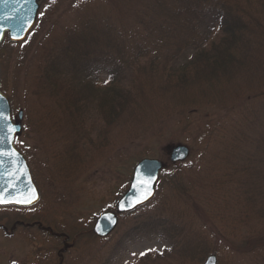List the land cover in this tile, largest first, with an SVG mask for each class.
<instances>
[{
    "label": "rangeland",
    "instance_id": "obj_1",
    "mask_svg": "<svg viewBox=\"0 0 264 264\" xmlns=\"http://www.w3.org/2000/svg\"><path fill=\"white\" fill-rule=\"evenodd\" d=\"M159 1L39 0L27 43L0 45V90L22 124L16 145L42 195L32 208L0 207V264H203L211 254L218 264H264V242L254 238L264 234L263 203L243 205L241 190L250 181L247 190L264 198L253 186L264 189L262 44L250 41L225 79L210 50L198 71L192 52H172L207 20L179 0L153 10ZM154 22L171 31L143 58L138 44ZM221 37L215 29L210 42ZM100 56L133 67L123 65V81L106 84L103 69L86 79L81 66ZM175 145L189 148L186 160H170ZM143 158L163 163L155 196L95 236L97 216L115 211Z\"/></svg>",
    "mask_w": 264,
    "mask_h": 264
},
{
    "label": "water",
    "instance_id": "obj_2",
    "mask_svg": "<svg viewBox=\"0 0 264 264\" xmlns=\"http://www.w3.org/2000/svg\"><path fill=\"white\" fill-rule=\"evenodd\" d=\"M38 10L39 0H0V45L6 35L11 42L24 41L35 26ZM0 113L9 117L7 122L0 121V207L34 206L40 201L41 193L27 159L15 144L16 137L22 132V124L14 121L10 100L1 90ZM19 118H22V113ZM189 154L187 146L175 145L170 150V160L181 162ZM162 169V161L156 158L139 160L116 210L103 212L97 217L94 233L106 237L118 225V214L134 211L148 203L156 194ZM203 264H218L217 256L209 255Z\"/></svg>",
    "mask_w": 264,
    "mask_h": 264
},
{
    "label": "trees",
    "instance_id": "obj_3",
    "mask_svg": "<svg viewBox=\"0 0 264 264\" xmlns=\"http://www.w3.org/2000/svg\"><path fill=\"white\" fill-rule=\"evenodd\" d=\"M181 4L184 5L185 9L186 7L190 9V11L193 14H198L199 11L203 14L202 19L200 20L201 23H204V20H207V29L205 31L198 30V34L195 32V38H188L185 39V45L184 47H179V50L172 52V56H177L176 54L180 52L181 55L185 54L184 52H181L182 50L185 52H192V63L197 67L198 71L201 70V67L205 60H208L210 62L209 56H207L208 50L211 51L212 57H213V64L216 65L217 68H219L221 71H223V79L228 77L230 74H232L234 71L230 70L229 68L233 69L234 65L232 64L234 60L241 58H245L246 51L249 52V42H253L254 40L257 42V45L263 47L264 51V16L260 14V9L263 7L264 11V0H179ZM244 3H251V11L248 10ZM163 4V0H160L154 7L153 10L158 9L159 6ZM152 25L154 26L153 32L151 31V34L149 36L142 37V43L138 44V49L142 50L143 52V58H145L149 52H153L155 50V43L157 40H159L162 36L168 35V33L171 31L170 28L166 29L163 25L159 26L157 22H154ZM159 26V29L161 31V34L156 36L154 34V30ZM197 27H199V24L197 23ZM165 29V30H164ZM215 29H218L220 31V34H222V37L220 41H214L212 40L210 42V36L211 33L215 31ZM27 41V40H26ZM163 41L162 39L160 42ZM27 43V42H22ZM17 45L18 43H12L8 41L9 47H13ZM21 44V43H19ZM210 45V46H209ZM260 46V48H261ZM195 53V54H194ZM240 57H239V56ZM261 56L264 58V53L261 54ZM141 57V58H142ZM154 59L152 58L150 61V67L154 65ZM243 62V60H241ZM239 62V61H237ZM91 67H88L87 65L81 66V71L88 80H92L93 82L97 81V77H100V75H103V72L101 69L106 70V75L108 76L105 80L106 84L115 83L118 81H123L124 77L122 74H124V68L123 65L126 64L125 69L132 68V63H130V59H126L122 63H120L119 60L115 58H107L104 57H94L90 59ZM73 64L74 58H73ZM188 64V63H187ZM264 64V61H263ZM77 66V65H76ZM94 66V67H93ZM100 68V69H97ZM49 71H51V65H49ZM95 84V83H94ZM111 85L110 90L116 91V88L118 89V85ZM112 97V101H118L119 96H114L111 94L109 98ZM116 106L122 105L119 103H113ZM246 138L244 134L239 136V140L243 141ZM238 140V141H239ZM227 158V156H226ZM229 182H233L235 180V176H227ZM250 184V181L244 184V186H241V190L244 189V199L242 200L243 205L245 204L246 200H252L257 204V202L260 200V203L262 201V209L258 210L257 213L264 216V198L258 197L255 198L252 196L253 191H249L248 186ZM254 189L256 192H259L258 195H260V191L262 188V192H264V189L262 186L256 184L254 182ZM260 190V191H259ZM263 199V200H262ZM228 205L224 206L225 208H228ZM253 211V210H251ZM260 211V212H259ZM253 213V212H252ZM263 233V232H262ZM257 233L255 238V241L257 244H260L261 242H264V234ZM260 235V236H258ZM256 245V244H255ZM263 250V249H262ZM260 253V252H259ZM262 257L264 258V253L262 254Z\"/></svg>",
    "mask_w": 264,
    "mask_h": 264
},
{
    "label": "flooded vegetation",
    "instance_id": "obj_4",
    "mask_svg": "<svg viewBox=\"0 0 264 264\" xmlns=\"http://www.w3.org/2000/svg\"><path fill=\"white\" fill-rule=\"evenodd\" d=\"M29 222H30V221L27 220V223H29ZM35 225H36V224H35ZM35 225H34V223H32V224H27V225H26V224L23 222V220H17L16 223L14 224V226H22V227H23V226H25V227L28 226V227H30V228H31V227H34ZM38 228L40 229L39 225H38ZM51 236H52V235H51ZM61 237H62L61 235H57V236L54 237V239H55V240H59V239H61ZM63 240H64V239H63ZM64 242H65V243L67 242V238L64 240ZM64 245H65V248L68 247V244H67V243L64 244Z\"/></svg>",
    "mask_w": 264,
    "mask_h": 264
},
{
    "label": "snow or ice",
    "instance_id": "obj_5",
    "mask_svg": "<svg viewBox=\"0 0 264 264\" xmlns=\"http://www.w3.org/2000/svg\"><path fill=\"white\" fill-rule=\"evenodd\" d=\"M9 119L8 116H5L3 113H0V121H4V122H7ZM150 182V181H148ZM144 253H141V255H143Z\"/></svg>",
    "mask_w": 264,
    "mask_h": 264
}]
</instances>
